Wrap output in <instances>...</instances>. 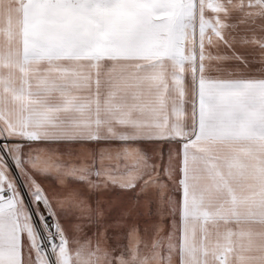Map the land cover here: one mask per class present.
Returning <instances> with one entry per match:
<instances>
[{"label": "snow or ice", "instance_id": "obj_1", "mask_svg": "<svg viewBox=\"0 0 264 264\" xmlns=\"http://www.w3.org/2000/svg\"><path fill=\"white\" fill-rule=\"evenodd\" d=\"M0 264H264V0H0Z\"/></svg>", "mask_w": 264, "mask_h": 264}, {"label": "crops", "instance_id": "obj_2", "mask_svg": "<svg viewBox=\"0 0 264 264\" xmlns=\"http://www.w3.org/2000/svg\"><path fill=\"white\" fill-rule=\"evenodd\" d=\"M113 195H115V194H113Z\"/></svg>", "mask_w": 264, "mask_h": 264}]
</instances>
